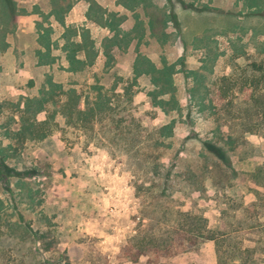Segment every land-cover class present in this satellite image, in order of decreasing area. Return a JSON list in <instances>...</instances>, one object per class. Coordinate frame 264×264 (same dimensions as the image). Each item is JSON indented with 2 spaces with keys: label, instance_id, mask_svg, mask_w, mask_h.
<instances>
[{
  "label": "rangeland",
  "instance_id": "1",
  "mask_svg": "<svg viewBox=\"0 0 264 264\" xmlns=\"http://www.w3.org/2000/svg\"><path fill=\"white\" fill-rule=\"evenodd\" d=\"M162 1L0 0V264H264V0Z\"/></svg>",
  "mask_w": 264,
  "mask_h": 264
},
{
  "label": "trees",
  "instance_id": "2",
  "mask_svg": "<svg viewBox=\"0 0 264 264\" xmlns=\"http://www.w3.org/2000/svg\"><path fill=\"white\" fill-rule=\"evenodd\" d=\"M5 2L8 6V11L10 13L12 11L11 8H13V6L12 5L10 6L7 0H5ZM53 98L54 97L52 96V100ZM78 98L79 97L76 96L74 92H71L69 96L70 100L69 99L65 100V102L59 106L58 108L59 110H56V111H59V114L61 115V117L66 119L67 124H72V126L74 127H79L83 130L90 129L95 119L99 117V115H101L102 112L104 113L105 111H107L108 115H112V112H114V110L110 109L109 106H107L108 108H106L105 107L106 104L104 102H101V99H98V101L97 100L94 101L92 103V106L90 107L86 106V108L81 109L80 104H79L80 98L79 99ZM21 119L23 121H27L22 116H21ZM175 125H176V121L173 120L171 123H168L162 126L159 130L161 131L163 136L170 139L173 137V134H174L173 126ZM40 131H41L40 128L34 127V124H30L28 126H24L22 130L20 129L18 136L22 140L34 139L35 137L44 139L45 136L41 135ZM201 143H202V147L205 150H207L217 160H220L223 163L224 167H226L228 170L234 171V169L231 168L230 159L228 158L226 154L227 151L224 149L223 146L219 145L218 143H215L212 141H205V140H202ZM1 166L7 169L8 175L11 173L12 170L9 169L8 164H6L4 160H2ZM206 167H209V166H206ZM251 207H252V204H251ZM187 216L192 221V222L189 221V224L192 227L186 231V233L189 234L190 236L187 240V243H191V242L195 243L196 242L195 239L199 238L201 239V241H203V243L214 242L216 244L217 243L219 244L220 238L217 236V234L213 230L211 231L210 228H206L201 225L202 221L206 222L203 218H199V220H197L196 218L197 216H190V215H187ZM253 227H257V226H253ZM237 247L238 245H236L235 248L230 249L228 250V252H226L227 257L228 258L230 257L231 262L241 260L239 253L240 251H242L241 250L242 248H237ZM141 254H143V252H141ZM40 264H43V263H40ZM67 264H69V262Z\"/></svg>",
  "mask_w": 264,
  "mask_h": 264
},
{
  "label": "crops",
  "instance_id": "3",
  "mask_svg": "<svg viewBox=\"0 0 264 264\" xmlns=\"http://www.w3.org/2000/svg\"><path fill=\"white\" fill-rule=\"evenodd\" d=\"M89 1H91V0H80V3H79L77 6L73 7V11H72V13L70 14L68 24H72V23H74L75 21H78V20L82 21L81 18H80V14L83 12L84 7L82 8V7H81V4H82V2H83L84 4H86V11H87V7L90 6ZM95 1H96L98 4H100L101 7H102L103 9H109V10H116V11H119V8H116V7H115V4H116L117 1H120V0H109L108 5H105V6H103V5L100 3L99 0H95ZM119 3H120V2H119ZM119 3H118V4H119ZM163 4H164V1L161 0V6H162V7H163ZM88 5H89V6H88ZM119 5H120V6H123L122 3H120ZM152 9H153V8H149V7L147 6V10H148V12L145 14V15L148 17V23H149L150 26L154 25V22H153V16H152V11H151ZM182 9H184V8L182 7ZM86 11H85V12H86ZM161 11H162V8H161ZM83 14H84V12H83ZM85 19H86V17H85ZM170 21L172 22L173 26L178 30V29H179V26H180V25H179V24H180V23H179V18H178L177 13H175L174 11H172V13L170 14ZM80 25H81V24H80Z\"/></svg>",
  "mask_w": 264,
  "mask_h": 264
}]
</instances>
